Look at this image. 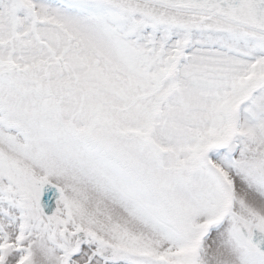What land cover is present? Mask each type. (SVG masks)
I'll list each match as a JSON object with an SVG mask.
<instances>
[{
  "label": "snow or ice",
  "instance_id": "obj_1",
  "mask_svg": "<svg viewBox=\"0 0 264 264\" xmlns=\"http://www.w3.org/2000/svg\"><path fill=\"white\" fill-rule=\"evenodd\" d=\"M0 264H264V0H0Z\"/></svg>",
  "mask_w": 264,
  "mask_h": 264
}]
</instances>
